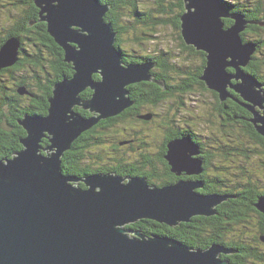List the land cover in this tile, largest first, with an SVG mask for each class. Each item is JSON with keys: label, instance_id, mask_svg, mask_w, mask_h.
Masks as SVG:
<instances>
[{"label": "water", "instance_id": "water-1", "mask_svg": "<svg viewBox=\"0 0 264 264\" xmlns=\"http://www.w3.org/2000/svg\"><path fill=\"white\" fill-rule=\"evenodd\" d=\"M182 2V40L206 56L199 79L221 102L230 97L229 90L238 94L252 114L248 121L264 138V117L255 111L263 109L264 95L260 82L244 71L258 44H244L241 37L247 26L262 23L228 12L221 0ZM34 5L38 21L46 24L73 74L53 85L46 115H24L18 121L25 131L19 140L22 149L0 161V264H228L221 256L237 253L232 248L213 244L195 250L127 226L150 220L175 228L196 216L215 215L233 196L198 194L202 184L196 181L159 187L113 174L76 178L62 173L61 158L83 133L134 104L129 87L152 82L163 88L165 83L152 78L153 61L123 62L118 33L106 20L110 5L98 0H34ZM224 19L232 21L229 28L224 29ZM21 49L19 38H6L0 46V71L18 63ZM86 90L91 96L83 99ZM17 92L29 94L24 87ZM166 148L170 172L201 173L191 170L197 159L191 166L183 161V155L190 157L198 148L191 136L171 139ZM76 182L85 188L74 186ZM254 207L264 214V197Z\"/></svg>", "mask_w": 264, "mask_h": 264}, {"label": "trees", "instance_id": "trees-1", "mask_svg": "<svg viewBox=\"0 0 264 264\" xmlns=\"http://www.w3.org/2000/svg\"><path fill=\"white\" fill-rule=\"evenodd\" d=\"M98 1L110 5V11L106 16V20L112 23L114 30L118 33L116 46L122 52L123 62L125 64H129V63H138L146 60L153 61L154 63H156L158 68L155 76L156 79L162 81L165 80L166 83L169 82L168 80L169 78L166 75V72H169L171 68H173V65L170 58H168V56L166 57L165 55H163V52L153 56H133L123 51L120 48V42H121L120 36L123 32H127L129 28V22L127 25H123L121 23L122 20H124L122 19V16H125L124 14L122 15L121 13L123 8H126L127 6L132 7L133 9L132 15L136 19L135 21H140L141 23L148 25L149 21L151 20V18L148 15H141V13L138 11L137 0H98ZM259 1L256 3L259 7H255L254 3H250V5H253L254 7L251 8L249 7V5H246L244 3L231 4L226 2L225 0H222V2H224L225 5L229 7L228 9L229 11L241 12L246 16V19L248 20L258 18L262 13L264 16V11L261 10L264 9V6H262L264 0H259ZM176 2L181 10L180 13H183L184 10H183L182 0H176ZM11 4L12 7L16 10V17L11 22L9 27L5 29L4 32L6 34L3 37H0V46L4 43L6 38L11 36L17 37L21 40L22 56L28 58L29 62H24V60L20 59L18 62L19 64L18 63L17 64L19 66L27 65L28 66L27 69H34L37 79L30 86V89L26 90L28 91L29 94L31 93V95H33L35 98L34 105L31 107V112L33 111L32 114L38 113V114L46 115L48 109V98L51 97L52 95L53 85L58 81L62 80L63 78L70 77L73 74V72L71 70L70 65L64 63L62 50L54 43V41L48 35L46 24L38 21V9L34 5V0H17L16 2H13ZM32 20H35L36 23L33 26H29V23ZM150 23L159 24V22L155 21L154 18H152ZM174 28L175 29L180 28L179 20L177 21L176 25H174ZM256 29L257 28H254V31ZM249 30H253V28H249ZM250 32L253 33V31ZM241 36L243 38V34ZM25 42H27L31 46L28 48H34L37 49V51L31 49L32 53L28 52L25 47L26 46ZM254 42L258 44L257 46L258 48L264 45V40L259 39V40H255ZM181 44L183 49L190 50V52L196 55H201L202 65L199 69L198 74L197 75L195 74V78L198 80L199 79L198 76L201 75L206 62L204 53L196 51L192 47L186 46L184 42H181ZM44 48L49 50V59H50L49 80H47L46 82H44L43 80L42 65L40 64V50ZM27 54H29L31 57L29 58ZM9 68H13V66ZM6 70L9 69L5 68L1 70L0 73ZM244 71L264 84V62L261 61L256 56L252 57V60L250 61L248 66L244 68ZM175 72L181 77V71H177L175 68ZM37 73L39 74V76L37 75ZM188 74L189 73H187L185 76L183 74L181 79L182 80L185 79ZM94 78L96 80L99 79L97 76H94ZM28 83L26 81L19 82L17 84L18 86L16 88V91L19 87H22L23 85H27ZM199 85L201 86L202 89H205L204 87L205 85L202 81L201 83H199ZM146 86L147 88L153 87V90L149 92L144 89L140 93V92H135L134 90L139 87H132V86L129 87V90L131 91L130 98L136 100L142 105L146 104V105L155 106L160 100L159 89L154 84H150ZM178 89L184 90L185 92L187 91L186 86L184 85H182ZM139 94H140L139 97L141 99L137 97V95ZM229 95L230 97L227 100H225L223 103H220L219 102L220 100L218 101V104L220 106L217 107V112L223 114V116L225 117V121L227 123L236 124V125L242 124L243 125L242 133L247 135L253 143H255L256 145L258 144L262 148V154H264V138L261 137L256 132L254 127L248 122L250 114L243 107V105H246L245 102L240 98L238 94H235L234 91L232 90H229ZM81 96L83 99H88L91 96V91L86 90L81 94ZM148 96H152L153 99L148 98ZM214 96L215 98H217L216 93H214ZM9 98H14L16 100V96L14 94H10V91H8L5 87L2 88L0 87V118L4 114V109L5 106L7 105V99ZM76 110L82 115L85 114V112L80 109H76ZM11 111L14 112V109L12 108ZM262 114H264V111L262 112ZM87 116L89 117L90 114L88 113ZM140 116H145V114L139 115L138 117ZM102 123L103 122L94 126L91 131L89 132L87 131L88 133L85 134L87 136L84 135L82 138L77 139L72 144L71 149L63 155V157L61 158V169L63 174L75 176L76 178H82L94 172L92 169H88L89 165L88 163H86V155L84 156V151L87 148H89L91 145L88 143L91 140V136H94V138L97 139V143H102V138L99 135H102L103 131H104L103 134L105 135L106 131L108 130V129L105 130L104 129L105 127L103 129L96 128L100 124L102 125ZM15 124H16L15 122L10 124V127L14 128ZM170 129H171V134H173V131L176 129L174 123H172ZM12 131L14 132V130ZM3 132L4 129L0 124V141H2L6 145L5 149H0V158L9 157L10 153H13L14 155L20 149L17 140L14 141L13 136L5 137L3 135ZM169 137L175 138L178 137V135L177 136L170 135ZM83 139L84 141L82 142ZM103 139H105V137ZM43 145L44 146L47 145V140L43 141ZM144 146L147 147L146 145ZM247 151L248 149L246 148V150L243 151L244 154L247 155ZM166 152H167V148L166 150L164 149L162 150V153L164 154L163 159L165 162H167L164 157L166 155ZM168 167L170 170L169 165ZM259 167L264 168L263 158L260 159ZM202 168H203V164H202ZM252 175L253 173L249 171H246L244 173V177L246 179L252 177ZM144 177L150 179L149 175L148 176L144 175ZM217 177L218 176L211 177L210 189L208 191L207 190L204 191L212 194L233 196L234 198H232L227 203H225L226 206L222 208L223 211H221L220 207L218 208L219 214L221 215L222 218H228L233 223L240 224L247 231H252L251 229L253 228H248V225L244 219L246 218L250 219L251 215H248V213L251 214L255 211H258L255 209L254 205L256 204L259 197H264V189L259 190L253 182L247 181V183L242 182L237 186H235L236 189H231V191H226L221 189L223 187L222 186L223 182L219 177L218 178ZM164 178L166 177L163 175V179ZM148 184L161 187L167 185L168 183L165 182L154 183L153 180H149ZM73 185L81 189L85 188L81 182H76ZM236 191H240V192H236ZM260 216H261L260 222L258 223L256 221L257 231L254 232L253 235H250L251 237H246V234L243 232H239V233L236 232L232 227L221 228L219 224L216 223L215 221L208 220L207 219L208 217H195L191 223L189 222L187 224H181L175 228H170L164 224H159L150 220H140L134 224L127 226V228L135 232H139L146 237H150L154 235L167 236L170 239L180 241L183 244H185L187 247L195 250H205L213 244L225 245L226 247L232 248L237 251V253L231 256H227V257L221 256L223 259L228 260L229 264H249L252 262L254 264H264V250L263 248L260 247L263 246L261 243L264 244V242L261 240V238L264 237V214H261ZM253 218L254 217H252V219ZM234 233H236V235H234Z\"/></svg>", "mask_w": 264, "mask_h": 264}, {"label": "rangeland", "instance_id": "rangeland-1", "mask_svg": "<svg viewBox=\"0 0 264 264\" xmlns=\"http://www.w3.org/2000/svg\"><path fill=\"white\" fill-rule=\"evenodd\" d=\"M16 1L17 0H0V37H3L6 34L4 32L5 29L9 27L11 22L16 17V10L12 7L11 4ZM225 1L231 4L244 3L246 5H249V7L251 8L254 7L253 5H250V3H254L255 7H259L256 4L259 0ZM222 3L225 10H228L229 7L225 5L224 2ZM262 6H264V3L262 4ZM137 8L141 15H148L151 20L152 18H154L155 21L159 22V24H152L150 23L151 20L149 21L150 24L148 23V25L143 24L140 21H135L136 19L132 15V7L127 6L126 8H123L121 13L125 16H122V19L124 20H122L121 23L123 25H127L129 22V28L127 32H123L120 36V48L133 56H153L163 52V55L170 58L173 65V68H171L169 72H166V75L169 78V82L182 80L181 78L183 74L185 76L187 73H189L186 78H189L190 74L197 75L202 65L201 55H196L190 52V50L183 49L181 44V42L183 41L181 40L182 33L180 32V28H174V25H176L180 15L182 14L180 13L181 10L177 5L176 0H137ZM261 10L264 11V9ZM228 12L231 13V11L229 10ZM236 13H239L243 15L244 18H246L243 13ZM250 20L261 22L262 25H249L243 30L241 35L243 34L242 40L244 44H256V42H254L255 40H264L263 13L258 18ZM222 22L224 23V29L229 28L232 25V21L229 19H224L222 20ZM249 28H253V30H249ZM254 28L257 29L254 31ZM250 31H253V33ZM25 44V47H31L27 42H25ZM256 49L257 50L253 56H256L264 62V45L262 47L260 46L259 48L257 47ZM175 68L177 71H181V77L175 72ZM200 76L201 75H199L198 77L200 78ZM259 84V89L264 95V84L261 82ZM193 85L194 86L192 87L191 92L189 91L186 95L183 96L184 93L182 92H184V90L177 89V94H175L174 96L172 95V97L166 99L161 104L159 110L162 114L160 117H158L157 122L153 121L152 118H150L149 120H143L140 118L142 116H140L138 117V119H141L145 122L150 121V123H141L137 120V118L128 115L125 120H121V122H119V125L116 126L113 130L106 131L104 135L105 139H122L124 136H126L127 133H130L132 135H138V137L141 139V142L151 144L159 140L162 142L163 131H167L168 128H171L172 123L175 124V128H177L176 125L178 124L180 125V128H186L187 126H189L190 129H192L196 134V136L202 141L203 145L206 146V148L210 151L212 157L209 167V173L212 174V176H218L221 180L225 181L226 186H229L232 189H236L235 186L242 183L243 181H251L259 190L264 189V168L259 167L260 159H264L262 148L258 144L256 145L255 143H253L247 135L242 133V124L235 125L227 123L226 126H223L221 121L222 119L219 117L217 112V107L220 106L218 104V94H216L217 98H215V96L213 95L215 91L212 93V90L208 89L205 83V89H202L199 84ZM219 102L223 103L221 101ZM261 106L263 108L262 110L256 108L255 111L258 112L261 117H264V114H262V112L264 111V103H262ZM149 111H151V109H149ZM247 112L250 114V117L248 119L250 120L252 118V114L249 111ZM143 114L148 115L149 113L145 112ZM162 125V128H157V126ZM150 139H153V141L148 143ZM246 148L248 149L247 155L243 152L244 150H246ZM224 149L228 152L235 153L233 156L228 157ZM108 152L109 150L107 145H102V143H92L88 151L85 153L86 163L88 162V165L92 169H96L99 167V165L107 163ZM198 155H196L195 157L198 158ZM140 165H143V161H141ZM260 170L261 172L259 173ZM149 171L152 172L149 173L150 179H148L147 177L137 176L134 178L145 179L148 183L149 180H153L154 183H168V181L170 180L169 178L163 179V174L160 175L156 173V171H158V166L154 167L153 170L149 168ZM246 171L253 173L254 176L248 179H244L243 174ZM182 173L184 172H181V174ZM186 176L189 177L190 174L186 173ZM130 178H133V176H128V180H130ZM128 180L124 179L122 183L127 184ZM167 185H172V183H168ZM200 188H202V186ZM200 188H197L196 190ZM252 217L253 216L250 217V221L247 224L248 228H253L251 229L252 231H247L240 224L233 225L231 227L236 232H243L246 234V237H251L250 235H253L254 232L257 231L256 219H252ZM234 235H236V233H234ZM261 244L263 246L260 247L264 250V244ZM227 262L229 264L228 260ZM249 264L254 263L252 262Z\"/></svg>", "mask_w": 264, "mask_h": 264}, {"label": "flooded vegetation", "instance_id": "flooded-vegetation-1", "mask_svg": "<svg viewBox=\"0 0 264 264\" xmlns=\"http://www.w3.org/2000/svg\"><path fill=\"white\" fill-rule=\"evenodd\" d=\"M31 49H33L34 51H37V49L26 47V50L30 53H32ZM27 55L29 56V58L31 57L29 54H27ZM19 58L21 60H24V62H29L28 58L22 56V53L19 54ZM49 60H50L49 59V50L45 49V48L41 49L40 50V64L42 65V76H43L44 82L49 80V74H50ZM18 64L13 66V68H7L9 70H6V71H3L0 73V87L1 88L5 87L8 91H10V94H14L16 96V100L14 98L7 99V105L5 106L4 114L0 118V124H1L2 128L4 129L3 135L5 137L13 136L14 141L17 140L18 145L20 146V149L18 151H20L22 149V146H21L19 140L25 136V131L18 124V121L21 120L24 117V115L25 116L27 114L35 115V114H32L33 111L31 112V107L34 105L35 98L33 95L31 96L29 94H25L23 96L17 94L16 88H17V86H18L17 84L19 82L26 81L27 83L28 82L29 83L27 85H23L22 87L25 86L26 88L25 87L24 88L26 90L27 89L29 90L30 86L37 79H36L34 69H27V67H28L27 65L26 66H21V65L19 66ZM22 64H23V62H22ZM157 70H158V68L156 65L154 68H152V70L150 72L152 75V78H154V79H156L155 76H156ZM37 72H38V69H37ZM37 75L39 76L38 73H37ZM158 81H162V80H158ZM163 82L165 83V86L163 88L159 87L157 84L152 83V82H143V83L136 84V85L132 86V87H139V88H136L134 90H135V92L141 93L142 90H144V89L149 91V92H151L153 90V87L147 88L146 85H150V84L156 85L157 88L159 89V99L160 100L155 106L146 105V104L142 105L141 103L132 99L134 104L130 108L126 109L124 112L118 114L117 116H114L112 118H109V119L103 121L102 125L100 124L96 128L103 129L105 127L104 128L105 130L108 129V131H111L116 126L119 125V122H121V120L122 121H123V119L125 120V118L128 115H130L131 117L137 118V120L141 123H150V121L145 122L141 119H138V116L142 115L145 112H148L149 114H151L152 120L157 122L158 117H160L162 114L161 111L159 110L161 104L166 99L172 97V95L174 96L175 94H177L176 92L178 91L177 90L178 88H180L182 85L186 86L187 91L182 92V93H184L183 94V96H184L189 91L191 92L192 87L194 86L193 84L201 83V81L199 79L197 80L195 78V75H191V74H190L189 78H185V80L184 79L183 80H175V81H170L167 83L164 80ZM142 85H144L146 88ZM182 93H181V95H182ZM139 96H140V94L137 95V97L139 99H141ZM148 98L153 99L152 96H148ZM12 108L14 109V112L11 111ZM149 109H151V111H149ZM36 114H38V113H36ZM39 115H43V114H39ZM87 115H88V113L85 112L84 116L88 117ZM218 115L222 119L221 121H222L223 126H226L227 122L225 121V117L223 116V114L218 113ZM14 122L16 123L15 127L14 128L10 127V124H12ZM176 126H177V128L173 131V134H171L170 128H168L167 131H165V130L163 131L162 142L159 140V141H157V142L155 141L151 144L141 142V139L138 137V135H132L130 133H127L126 136H124L122 139H117V138L112 139V140L111 139H103L105 137L103 134L104 133V131H103L102 135H99V136L102 138V145L108 146L109 152H108V157H107V163H103L102 165H99V167L96 169H92L89 166L88 169H92L94 172L90 173L88 175H91V174L103 175V174H109L110 173V174L120 176V177H128V176H133V178L136 176L137 177H144V175L148 176L149 173H152L151 171H149V168H151L153 170L154 167L158 166V171H156V173L160 174V175L163 174L166 177V179L169 178L170 180L168 181V183L173 184V183H176L180 180L199 181L202 184V188L196 190V192L200 193V194H206V195L212 194V193L205 192L206 190L208 191L210 189L211 177H212V174L209 173V167L211 164V157H212L210 154V151L206 148V146L203 145L202 141L196 136V134L193 132L192 129H190L189 126H187L186 128H180L179 124ZM162 127H163V125L157 126V128H162ZM12 130H14V132ZM91 130L92 129H90L89 131H91ZM88 132L84 133L80 138H82ZM190 134H191V137L193 138V141L197 144V146L199 148L200 152H199L198 158H200L202 161L203 169H202L201 173H199L198 175H190L188 177V176H186V173H182L181 175L177 176V175L172 174L170 172L169 167L167 165V162H165L163 159L164 154L162 153V150L163 149L166 150V143L168 140L174 139V137H169L170 135H173V136L178 135V137H176V138H180V137L186 136V135L190 136ZM192 135L196 136V137H193ZM85 136H87V135H85ZM83 141H84V139L82 140V142ZM152 141H153V139H150L148 141V143H150ZM88 143L89 144H92V143L101 144V143H97V139L94 138V136H91V140ZM104 143H107V144H104ZM143 144L146 145L147 147H145ZM5 148H6V145L2 141H0V149H5ZM88 149L89 148H87L84 151V156H85V153L88 151ZM224 151H225V153H227L228 157L233 156L235 153V152H233V153L228 152L225 149H224ZM12 156H13V153H10L9 157L0 158V161H5V160L11 158ZM141 161H143L142 166L140 165ZM261 170L259 171V173L261 172ZM131 173H133V174H131ZM252 176H254V174ZM84 177H82V178H84ZM243 177H244V174H243ZM244 179H246V178L244 177ZM222 182H223V184H222L223 187L221 189L226 190V191H231L232 188L229 186H226L224 180H222ZM243 183H247V181H243ZM240 191H236V192H240ZM228 201L223 202L221 205H219L216 208V214L215 215L207 218L208 220H212V221H215L216 223H218L221 228H230L231 226L237 224V223H233L228 218H222L218 212L219 207H220L221 211H223L222 208L224 206H226L225 203H227ZM248 215L253 216L258 223L260 222V219H261L260 215L261 214H259L258 211H255L251 214L248 213ZM196 217H205V216H196ZM193 219L191 220V222L193 221ZM244 220L247 224L250 221V219H248V218H246Z\"/></svg>", "mask_w": 264, "mask_h": 264}, {"label": "bare ground", "instance_id": "bare-ground-1", "mask_svg": "<svg viewBox=\"0 0 264 264\" xmlns=\"http://www.w3.org/2000/svg\"><path fill=\"white\" fill-rule=\"evenodd\" d=\"M206 57V56H205ZM230 60V59H229ZM218 98H219V96H218ZM220 100V99H219ZM187 136V135H186ZM183 137V136H182ZM188 137V136H187ZM196 151H195V154H190V157H189V154H188V157L187 156H185V155H183V161L184 162H188V161H190V166H191V164H192V162L194 161V159H197L198 160V165H195L194 163H193V167L191 168V170H193V171H196V172H200V171H202V161L200 160V158H196L195 156L196 155H198V153H199V148H197V149H195ZM198 150V151H197ZM165 156H167V153H166V155ZM195 157V158H194ZM191 159V160H190ZM167 161V160H166ZM192 161V162H191ZM168 162V161H167ZM168 165H169V163H168Z\"/></svg>", "mask_w": 264, "mask_h": 264}]
</instances>
